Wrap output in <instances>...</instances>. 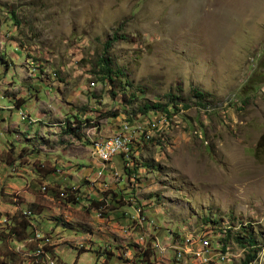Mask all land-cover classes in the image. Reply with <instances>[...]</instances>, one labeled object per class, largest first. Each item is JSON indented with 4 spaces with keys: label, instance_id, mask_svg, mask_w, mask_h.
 <instances>
[{
    "label": "rangeland",
    "instance_id": "374dc122",
    "mask_svg": "<svg viewBox=\"0 0 264 264\" xmlns=\"http://www.w3.org/2000/svg\"><path fill=\"white\" fill-rule=\"evenodd\" d=\"M101 57L111 59L113 83L95 65ZM174 96L177 108L170 116L151 110L145 143L132 132L133 157L130 148L125 156L126 203L143 217L137 229H152L169 250L151 259L157 242H150L148 262L178 264L181 250L171 249L212 246L218 263L200 264H242L248 254L250 264H264V0H0V219L16 203L32 208L34 230H53L50 249L61 264H134L142 255L126 235L132 216L85 208L91 197L102 199L105 182L70 208L57 195L70 183L55 168L63 160L64 173L87 186L77 173L83 166L70 161L90 154L101 162L86 153L88 130L124 129L146 102ZM114 111L119 116H103ZM75 116L84 121L82 140L66 132ZM86 167L88 174L93 166ZM167 229L178 241L168 240ZM250 233L256 244L236 240ZM85 239L95 243L78 255L74 245ZM125 242L133 259L122 255ZM17 247L22 264H31V252Z\"/></svg>",
    "mask_w": 264,
    "mask_h": 264
},
{
    "label": "trees",
    "instance_id": "16d2710c",
    "mask_svg": "<svg viewBox=\"0 0 264 264\" xmlns=\"http://www.w3.org/2000/svg\"><path fill=\"white\" fill-rule=\"evenodd\" d=\"M110 44H111V42L106 43V45H105L106 49H108V46H110ZM106 49H105V53H107ZM110 64H111V59L109 57H101L95 63L96 66L100 67L99 73L102 74V77H104V80L107 79L113 83V75H112L113 69L111 68ZM196 95H198L199 98L203 99V94L200 91H197ZM134 96L135 95H133L132 97H134ZM175 99L176 98L174 96L167 103H161V102L149 103V102H146L143 106L139 107V112H141L142 114H147L149 111L153 110V111H157V112H163L165 114L167 113V115L170 116L172 114V111L170 108H172V107L175 109L177 108V106H176L177 102ZM131 100H133V99L131 98ZM17 103H18L17 106L20 107L21 106L20 101H17ZM119 114L120 113L118 111H114V112L105 113L103 116L104 117H112V116L116 117ZM151 118L152 117H150V119ZM71 119L72 118H69L66 120V126H67L66 132L69 133L73 138L82 140L83 135H84V133H83V129H84L83 122L84 121L79 119L78 116H75L73 119H74V122L76 123V126L72 127L70 124ZM87 119L90 120V118H87ZM86 121H88V120H86ZM134 141L135 140H132L130 143V149H131L132 157H133V151H134V147H133ZM118 156L122 157V153L120 155L118 154ZM126 163H127V161L125 158V171L128 172L130 167ZM85 180H86L85 183L87 184V186L86 185L84 186L81 183L78 185L74 184V191L79 196H81V198L88 196L87 193L92 194V189H91V191L85 190L86 188L90 187V185H91L92 180L90 179V175L86 176ZM66 185H73V184H66ZM44 187L47 189V186L43 185V188H42L43 192H45ZM105 193H106L105 196H109V198H111V200L109 198H108L109 201L105 198L101 199V197L99 196L98 199L92 200L91 206H87V207H92V209L95 211V213L99 209H101L99 211H102V207H107L106 211L102 212L103 214L105 213V215H103L101 213L104 217L107 215V211H110V210L111 211L112 210H118L117 213L119 214L120 217L121 216L126 217L125 212L122 211L123 201L121 200V198H119L120 195L116 194L115 192H112V197H111L110 196L111 195L110 190L106 191ZM121 193L122 194H128V195L130 194L129 192H126L124 190H121ZM57 195L59 197V200L62 201L65 205H68L69 207H72L71 206L72 204L76 205V204H78V202L81 201V198L77 199V196H74L71 189H68V188H61L60 187V189H58V191H57ZM106 202H107V204H106ZM108 204H110V205H108ZM87 210H90V208H87ZM19 211H22L21 207L18 209L17 214H15L14 217H12L10 219V223H8L6 225H0V239H1L0 257L2 259H4L7 264H22V262H24L23 256H21L17 252V249H16L17 246H14L13 243L15 240L20 241V240H24V239L30 237L32 235V233L34 232V226H33L34 224L32 222L33 218L31 216H24L22 214V212L19 213ZM23 211L25 213H32V214L35 212L34 210H32V208H26V209H23ZM58 219L62 220L61 218H58ZM131 221H132V219H131ZM52 233H53V231L49 232V233H45L48 236V238L49 237L51 238L50 239L51 243L45 244V250H39V257L45 258V259L48 256L51 257L50 254L48 253V251H51L53 253L54 258H56V260H58L59 263H61L62 260L60 259L59 254L54 255L53 249H50V247L54 248V244H55L54 243L55 238H54ZM236 240L242 244H244L245 241H247L251 245L256 244V240L254 239V237L252 236L251 233L248 236V239L241 236V235H238ZM52 243H54V244H52ZM50 244H52V245H50ZM150 250H152V249L150 248ZM28 251L31 253L34 251L33 254H31L32 255L31 264H43L41 262V260L37 258V249H29ZM107 251H109V250L107 249ZM145 251H147V252H145ZM224 251H225V249H224ZM135 252L138 253L139 255H142V256L140 258L135 259L134 264H145L148 262L149 254H150L148 250L145 249V250L140 251V250L136 249ZM144 252H145V254H144ZM175 255L177 257V253H175ZM101 256H103V253L99 252L98 257H97L98 259L96 261L99 262V259ZM150 258L154 259V255L152 254V256ZM253 258H254V256L248 254L246 256V259L243 261L242 264H250L251 260ZM131 259H133V257ZM5 262H3V263H5ZM151 262H153V260H151ZM151 262L149 260L148 264H152ZM176 262L178 264L183 263V259H181V260L177 259Z\"/></svg>",
    "mask_w": 264,
    "mask_h": 264
},
{
    "label": "built area",
    "instance_id": "2783aa9c",
    "mask_svg": "<svg viewBox=\"0 0 264 264\" xmlns=\"http://www.w3.org/2000/svg\"><path fill=\"white\" fill-rule=\"evenodd\" d=\"M139 114H133L134 116V123L133 124H126L124 129H117V126L109 127L107 130H109V133L102 134L100 132L92 133V138H90V144L89 147L92 148V151L95 153V157H101V165H98V170L90 175V179H98V181H104L105 186L110 188L111 191V197L112 192H115L116 194L120 195L119 198L123 201V212H130V216H133V223L132 224H126L127 226H131V237L129 240H131L130 243H134L135 246L138 245H146V250L150 249V242H157V250H152V254L155 256V259L162 258V256L166 257V253L169 252V250H165V246H159L158 241V233H153V230L148 229L146 230L144 228V225L141 224L142 231H138L137 225L138 221L136 219H139V223L142 222L143 217H140L139 213H132L131 210L128 208L129 205L126 204V197L128 194H122L121 193V186L124 185V170H125V156H128V142L129 137L132 136V132H139L140 137L143 139V144L145 143V137L143 134V127H144V120L150 119V111L147 114H142L141 112H138ZM119 116V115H118ZM115 149H122V157H120L121 166L122 169L119 168L114 162V150ZM112 184L117 185V191L112 188ZM62 188H68L71 189L74 196H77V199H80L81 196H79L74 191V184L73 185H66ZM67 197V196H66ZM98 199L96 196L91 197L88 199L90 206L92 205V200ZM111 200V198H110ZM89 206V205H88ZM107 207H102V211L97 212H105ZM22 212L24 216H31L32 213H25L23 210L19 211ZM10 222H7V224ZM167 232V231H166ZM168 234V240H175L178 241V239H174V234ZM185 240L191 239V238H184ZM17 242L18 247L21 248V253H25L28 255L29 249H37V258L41 260L43 264H55V263H49V259L40 258L39 257V250H45V243L48 242V236L36 228L32 235L24 240H15ZM1 244V239H0ZM148 246V248H147ZM174 250H181V257L176 258H183L185 259V262H196L201 263V261L205 259H220L218 250L216 248H212V246H206V252L205 253H197V248H191V250H183L178 247V249H172ZM168 259V258H166ZM229 261V260H224ZM223 261V262H224Z\"/></svg>",
    "mask_w": 264,
    "mask_h": 264
},
{
    "label": "crops",
    "instance_id": "0c3cea01",
    "mask_svg": "<svg viewBox=\"0 0 264 264\" xmlns=\"http://www.w3.org/2000/svg\"><path fill=\"white\" fill-rule=\"evenodd\" d=\"M95 132V128H94V131H92V129H90V130H88V134H87V136H88V138H89V140H90V138H92V133H94ZM85 136H86V133H85ZM85 148L87 149V151H86V153L88 154L89 152H88V149H90V150H92V148L91 147H89L88 145H86L85 146ZM63 157L65 158V159H70V158H67V156L66 155H63ZM76 159V161H75V163L74 162H71L70 161V163L72 164H74V165H78V163H79V165L80 166H83L81 169H79V171L77 170V173L78 174H81V173H83V176L84 177H82V179L84 178H86V176H88V175H92L93 173H95L97 170H98V165H101V162H98L99 160H97L96 158H91V156H90V154H89V156H86V154L85 155H83V156H81V157H77V158H75ZM70 160H72V159H70ZM60 162V166L61 167H57V168H55V171L58 173L57 175L60 177V182L62 183V181H64L65 183H70V184H76V182H75V180L74 179H71L70 177H69V175L68 174H65L64 172H65V166L64 165H66V164H64L63 163V160L62 161H59ZM58 162V163H59ZM129 164V163H128ZM59 165V164H58ZM90 165H92L93 167H92V171L91 172H88V174H86V173H84V172H82V171H84V169H86V171H88V169H87V167L86 166H89L90 167ZM130 165V164H129ZM53 166H54V164H53ZM57 166V165H56ZM85 171V172H86ZM52 174H56V173H54V172H52L51 173V176L53 177V175ZM80 176V175H79ZM42 179V178H41ZM30 180H34V181H32L33 182V184L34 183H36V180H35V178H32V177H30ZM43 180V179H42ZM92 180V182H91V185H90V187L91 188H93V187H95V186H98V183H102V181H98V179H91ZM128 181V178H127V176H124V185H122L121 186V190H124V191H126V192H129L128 190H126L127 188H126V183L125 182H127ZM33 184H32V188L34 187L33 186ZM39 184H41L40 182H39ZM80 184V183H79ZM0 185H2L1 183H0ZM15 185V182H14V178L10 181V182H8L7 184H6V188H7V191H5L6 193H12V191H13V186ZM31 185V184H30ZM112 186V188L114 189V190H118L117 189V185H115V184H112L111 185ZM3 187V186H2ZM43 187V185L41 186V188ZM105 188H107V189H109L110 190V188H108V187H105ZM105 188H103L102 189V198H105V199H107L108 200V198L109 197H106L105 196V192L106 191H109V190H105ZM85 190H88V188H86ZM89 191V190H88ZM35 195L36 194H34V193H31L30 192V196L28 197V201H30L31 203H34L35 201H36V199H35ZM128 198V196L126 197V199ZM72 207H70V208H73V207H76L77 206V204L75 205V204H72L71 205ZM86 209L87 208H90V210L89 211H92L94 214H95V212H94V210L92 209V207H85ZM132 208V207H131ZM15 210H16V205H15ZM88 211V210H87ZM17 213V210H16V212L15 211H12L11 212V215H14V214H16ZM126 215L127 216H129L130 215V212H126ZM3 216H5V215H3ZM6 217H8V216H5V218ZM132 219H133V216L131 217ZM1 222H3V220L2 219H0V224H1ZM131 223H133V222H131ZM33 224H34V222H33ZM3 225V224H2ZM39 225H41V224H39ZM53 231V230H52ZM126 232H127V236L128 237H131V226H128V228L126 229ZM90 236H92V233H90ZM76 241V240H75ZM81 241V240H80ZM84 241H86V242H78V243H76L75 245H74V247L75 248H77V250H78V255H80V253H82V252H84V251H87V250H91L92 249V247H93V245H94V241L92 240V239H85ZM109 245V244H108ZM84 246V247H83ZM83 247V248H82ZM109 251H111V252H113V251H115L116 253H117V250H115V248L112 246V244H110L109 246ZM123 247H124V251L123 250H121L122 251V255L125 257V258H127V259H130V258H132V256H131V254H132V250L131 249H129L128 247V244L125 242L124 244H123ZM18 248V247H17ZM72 248V247H71ZM112 248V249H111ZM113 250V251H112ZM172 250V249H171ZM53 252H54V255L55 254H59V252L58 251H54L53 250ZM130 252H131V254H130ZM53 254V253H52ZM98 254H99V251H97V257H98ZM121 255V254H120ZM130 255V256H129ZM47 258H49V256L47 257ZM46 258V259H47ZM102 258V256L100 257V259ZM100 262H102V260H100ZM154 262V261H153ZM73 264H76V261H75V263H73ZM101 264H105V263H101Z\"/></svg>",
    "mask_w": 264,
    "mask_h": 264
},
{
    "label": "bare ground",
    "instance_id": "6f19581e",
    "mask_svg": "<svg viewBox=\"0 0 264 264\" xmlns=\"http://www.w3.org/2000/svg\"><path fill=\"white\" fill-rule=\"evenodd\" d=\"M159 113V112H158ZM158 113H155V116H156V114H158ZM154 122V121H153ZM162 122V121H161ZM158 123V122H157ZM156 123V124H157ZM158 127V126H157ZM154 128H156V127H154ZM86 133V132H85ZM88 133V132H87ZM86 133V134H87ZM132 140H136L135 139V137H134V135L133 136H131V137H129V142H128V151H130L129 150V148H130V143H131V141ZM121 152H122V149H115L114 150V156H116V155H118V154H121ZM127 164V163H126ZM128 173L130 174V175H132V173L128 170ZM43 188V187H42ZM44 189L46 190V188L44 187ZM16 205V210L18 211V209L20 208V206L18 205V204H15ZM125 214H126V212H125ZM15 215V214H14ZM14 215H11L10 217H6V218H4V220H3V222H1V224L0 225H6L7 224V222H10V219L12 218V217H14ZM104 215H105V213H104ZM127 216V215H126ZM106 217V216H105ZM106 218H108V217H106ZM167 231H168V233H169V230L167 229ZM159 235V234H158ZM168 235V234H167ZM166 235V236H167ZM160 236V235H159ZM165 236V237H166ZM161 237V236H160ZM55 243V242H54ZM53 243V244H54ZM105 243H107V241L105 242ZM84 247V246H83ZM82 247V248H83ZM138 248H135V250L137 249V250H140V251H142V250H145L144 248H143V246H141V245H138L137 246ZM54 250V249H53ZM132 250V249H131ZM55 251V250H54ZM56 252V251H55ZM48 253L50 254V256L51 257H49V258H47V259H55L56 260V258H54V256H53V254H52V252L51 251H48ZM133 253V252H132ZM31 254H33V253H31ZM31 257H32V255H31ZM131 259V258H130ZM58 261V260H57ZM59 262V261H58ZM49 263H55V264H58L56 261H54V260H50L49 261ZM61 264V263H60Z\"/></svg>",
    "mask_w": 264,
    "mask_h": 264
}]
</instances>
